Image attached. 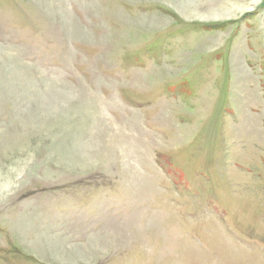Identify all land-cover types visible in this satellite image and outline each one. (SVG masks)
Returning <instances> with one entry per match:
<instances>
[{
  "label": "rangeland",
  "instance_id": "rangeland-1",
  "mask_svg": "<svg viewBox=\"0 0 264 264\" xmlns=\"http://www.w3.org/2000/svg\"><path fill=\"white\" fill-rule=\"evenodd\" d=\"M0 264H264V0H0Z\"/></svg>",
  "mask_w": 264,
  "mask_h": 264
},
{
  "label": "bare ground",
  "instance_id": "bare-ground-1",
  "mask_svg": "<svg viewBox=\"0 0 264 264\" xmlns=\"http://www.w3.org/2000/svg\"><path fill=\"white\" fill-rule=\"evenodd\" d=\"M204 5H205V4H204ZM202 6H203V5H202ZM211 8H212V7H211ZM220 9H221V7H220ZM196 11H197V10H196ZM197 12H198V11H197ZM219 12H220V11H219ZM221 12H222V11H221ZM194 13L196 14V12H194ZM214 13H216V14H217V13H218V11H217V10H215V11H214ZM227 13H228V12H227ZM219 15H220V14H219ZM223 15H224V14H223ZM216 17H217V16H216ZM219 17H220V16H219Z\"/></svg>",
  "mask_w": 264,
  "mask_h": 264
}]
</instances>
